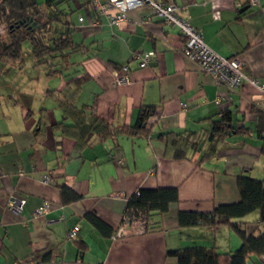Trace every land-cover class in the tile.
Returning <instances> with one entry per match:
<instances>
[{"label":"crops","instance_id":"crops-1","mask_svg":"<svg viewBox=\"0 0 264 264\" xmlns=\"http://www.w3.org/2000/svg\"><path fill=\"white\" fill-rule=\"evenodd\" d=\"M52 1L62 21L71 22L80 46L68 53L69 63L61 57L39 65L34 61L30 80H3L14 65L0 61V264H178L171 251H236L242 240L229 225L181 226L179 212H212L236 203L241 199L239 176L264 179L259 90L247 82L235 90L216 85L184 56L179 28L146 6L112 24L92 0ZM172 1L210 47L223 56H243L246 72L264 81V0L257 5L249 0ZM58 28L65 29L61 23ZM141 50L154 52L146 67L132 59ZM125 64L131 81L117 85ZM51 70L61 73L48 76ZM84 76L72 102L93 116L85 133L66 116L57 96L70 79ZM144 107L154 109L148 134L119 133L136 125ZM226 111L239 132L228 134L215 154L203 158L204 149L182 159L166 154L163 134H201ZM102 125L117 135L98 140L94 128ZM48 174L51 181L44 182ZM63 185L69 188L66 193ZM166 187L177 189L178 201L164 213H152L149 231L112 238L128 198L139 188ZM14 198L25 199L21 212L11 208ZM44 202L48 209L37 214ZM259 216L256 210L232 221L258 236L264 232ZM76 224L77 235L68 239ZM250 260L264 264V255Z\"/></svg>","mask_w":264,"mask_h":264},{"label":"trees","instance_id":"trees-1","mask_svg":"<svg viewBox=\"0 0 264 264\" xmlns=\"http://www.w3.org/2000/svg\"><path fill=\"white\" fill-rule=\"evenodd\" d=\"M59 14L52 0H0V61L21 67L25 61L23 44L27 41L36 65L58 57L69 63L68 53L79 49L80 46L74 42L71 22L62 21ZM60 23L65 27L63 31L58 28ZM58 73L61 72L51 70L47 75L54 76ZM86 78L84 76L70 79L57 94L61 98L60 102L65 104L66 116L73 117L76 126L82 125L83 133L84 126L91 122L93 116H87L84 110L77 109L72 101ZM153 115L154 109L151 107L142 108L136 125L123 128L119 133L147 135ZM210 122V128L201 134L189 131L163 134L162 137L166 139V154L174 159L185 158L190 151L196 149H204L203 158L215 154L219 144L228 134L235 132L236 128L230 112L227 111L219 120ZM94 135L103 141L108 137H115L117 130L108 125L97 126L94 128ZM87 142L91 144L93 141L88 139ZM262 153L264 154V142ZM237 183L241 194L240 201L219 205L212 212L180 211L179 223L181 226L229 225L242 240L240 248L232 253H217L203 247L171 251L170 253L177 256L178 264H248L252 256L264 255V232L258 236L249 234L239 222L232 221L258 210L259 222H264V179L242 175L237 178ZM62 190L66 193L69 188L63 185ZM73 198L78 199L80 195L74 193ZM176 201L178 191L174 187L139 188L128 198L126 209L145 212L151 220L154 211L164 213L169 204ZM150 229L151 223L147 231Z\"/></svg>","mask_w":264,"mask_h":264},{"label":"built area","instance_id":"built-area-1","mask_svg":"<svg viewBox=\"0 0 264 264\" xmlns=\"http://www.w3.org/2000/svg\"><path fill=\"white\" fill-rule=\"evenodd\" d=\"M249 3L257 5L259 0H249ZM92 5L99 14L106 15L112 24L127 20L130 10L146 6L153 16L161 18L168 25L179 28L184 40L182 46L184 56L195 61L201 71L212 76L216 85L235 90L243 82H247L259 90L262 95V105L264 106V81L246 72L244 57L239 54L230 57L223 56L210 47L205 41L202 32L195 28L187 18L179 14L181 7L172 0H92ZM112 9H115L116 13H107V11ZM80 20L82 21L81 17ZM153 57L154 52L152 50L136 51L132 55V59L138 61L140 67H146ZM130 81L131 69L128 64H125L122 66V71L117 74L115 83L119 85ZM183 106L185 107V104ZM43 179L44 182H50L51 176L48 174ZM24 202V198H14L10 202V206L14 211L21 212ZM47 209L48 203L44 202L43 206L37 210V214ZM150 223L151 221L145 212L128 208L125 210L120 224L114 230L112 238L117 240L129 235L145 233ZM79 229V224L74 225L69 230L67 238L73 239ZM24 264H32V262Z\"/></svg>","mask_w":264,"mask_h":264},{"label":"rangeland","instance_id":"rangeland-1","mask_svg":"<svg viewBox=\"0 0 264 264\" xmlns=\"http://www.w3.org/2000/svg\"><path fill=\"white\" fill-rule=\"evenodd\" d=\"M76 17L77 16L75 15L74 19ZM29 46L30 45L27 41L24 42V44H23V57L25 60L24 64L21 67L13 66V70H14L13 73H11V74L5 73L2 76L3 80L8 79V78L13 79L14 77L19 78V79H29L30 80V73L32 72V70H31L32 64L35 61V59L31 53ZM248 264H253V262H251V260H250Z\"/></svg>","mask_w":264,"mask_h":264}]
</instances>
